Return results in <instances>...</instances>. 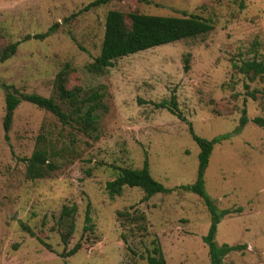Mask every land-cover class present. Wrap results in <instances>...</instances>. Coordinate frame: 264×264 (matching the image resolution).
<instances>
[{
	"label": "rangeland",
	"instance_id": "rangeland-1",
	"mask_svg": "<svg viewBox=\"0 0 264 264\" xmlns=\"http://www.w3.org/2000/svg\"><path fill=\"white\" fill-rule=\"evenodd\" d=\"M92 1L0 0V52L20 42L0 64V264H148L156 247L165 264H209L202 242L209 214L199 197L181 190L194 184L198 169L199 148L187 123L201 139L230 135L214 145L203 174L206 195L219 211L232 212L217 225L214 241L244 246L223 264H264V74L240 70L252 61L264 65V0H116L84 12ZM109 11L194 15L213 29L95 74L88 66L99 55ZM55 24L46 39L23 41ZM60 72L65 89L102 95L94 124L86 126L57 100ZM2 84L55 98L71 118L61 124L21 102L5 138ZM171 96L185 122L155 107ZM243 111L246 124L232 134ZM38 145L57 170L29 180L25 160ZM145 160L169 194L144 200L139 188L117 196L105 190L115 169H141ZM72 205L74 230L64 245L59 214ZM87 212L93 228L83 233ZM77 243L74 256H62Z\"/></svg>",
	"mask_w": 264,
	"mask_h": 264
},
{
	"label": "trees",
	"instance_id": "trees-1",
	"mask_svg": "<svg viewBox=\"0 0 264 264\" xmlns=\"http://www.w3.org/2000/svg\"><path fill=\"white\" fill-rule=\"evenodd\" d=\"M116 0H93L83 11L86 12L92 8L106 5L109 2ZM142 3H147V0H139ZM57 24L51 26L46 32L37 34L32 37L26 36L23 41L29 39L44 40L54 33ZM212 25L208 20H204L194 15L183 14L181 17H155L146 16L138 13H129L123 15L117 11H109L106 14L104 22V31L101 41V47L98 57H96L88 66L90 72L102 74L105 70L113 67L116 60L142 52L151 48L167 45L186 39H195L204 36L212 31ZM20 42L12 43L6 46L0 52V64L10 59L16 52ZM184 69L187 70V61ZM244 74L252 73L254 75L264 74V65L255 61L244 63L240 67ZM65 73L60 72L55 79V90L57 92V100L60 103H65L72 108L76 118H80L83 124L90 126L96 120V113L102 108V95L98 92H92L87 96L82 97L79 91L65 89ZM4 91V116L2 120V129L5 138L10 130L13 113L21 102L33 105L37 109L43 110L54 116L61 124H66L71 116L62 111L55 98H44L37 94H21L18 93L12 86L1 85ZM156 108H163L174 115L178 120L185 122V119L180 114L175 96H171L169 101H164L155 105ZM245 112H242L239 128L235 129L232 134L239 132V129L246 124ZM256 124L263 125L260 119H254ZM189 133L192 140L199 148L198 154V169L194 184L190 187L182 188L181 190L189 191L195 194L203 203L210 217V225L206 235L202 238V242L206 245L208 251L209 264H223L224 258L234 252L244 249V246H228L226 244L218 246L214 241L216 228L219 222L229 216L230 210L219 211L213 201L206 195L204 190L203 174L207 167L209 156L214 145L227 140L230 135L217 136L211 140L201 139L194 135L191 125L187 123ZM47 152L39 145L31 156L25 160L26 177L29 180H40L48 176L50 173L57 170L52 164L47 162ZM116 177L105 183V190L111 196L120 195L123 188H139L143 194L144 200L149 199L155 194H169L162 185L152 179L149 174L146 160L141 169L117 168L115 169ZM76 207L63 206L59 214V222L66 225V233L61 236V242L65 245L68 238L74 230V215ZM85 225L83 233L92 230L88 212L84 219ZM49 248V247H48ZM81 249V244L77 243L67 253L62 254L65 257L74 256ZM153 254V255H152ZM146 261L148 264H165L162 253L159 248H154Z\"/></svg>",
	"mask_w": 264,
	"mask_h": 264
}]
</instances>
